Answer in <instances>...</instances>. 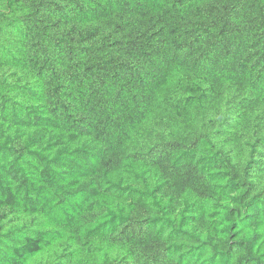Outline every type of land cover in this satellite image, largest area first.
Segmentation results:
<instances>
[{"label": "trees", "instance_id": "trees-1", "mask_svg": "<svg viewBox=\"0 0 264 264\" xmlns=\"http://www.w3.org/2000/svg\"><path fill=\"white\" fill-rule=\"evenodd\" d=\"M0 264H264V0H0Z\"/></svg>", "mask_w": 264, "mask_h": 264}]
</instances>
